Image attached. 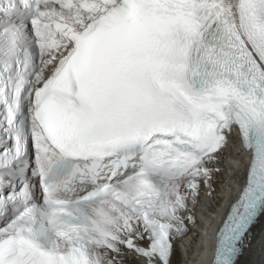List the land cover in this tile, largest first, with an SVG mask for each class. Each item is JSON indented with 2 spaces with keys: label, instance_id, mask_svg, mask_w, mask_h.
Instances as JSON below:
<instances>
[{
  "label": "snow or ice",
  "instance_id": "1",
  "mask_svg": "<svg viewBox=\"0 0 264 264\" xmlns=\"http://www.w3.org/2000/svg\"><path fill=\"white\" fill-rule=\"evenodd\" d=\"M229 145L206 264L264 218V0H0V264H172Z\"/></svg>",
  "mask_w": 264,
  "mask_h": 264
},
{
  "label": "bare ground",
  "instance_id": "2",
  "mask_svg": "<svg viewBox=\"0 0 264 264\" xmlns=\"http://www.w3.org/2000/svg\"><path fill=\"white\" fill-rule=\"evenodd\" d=\"M216 176L218 177L219 175ZM216 183L217 180H214L213 186L215 192L211 197H208L207 202L204 203V208L198 210V214L201 218L199 226L204 229V232H200L198 238L194 239V241H192L190 237L186 238L183 245L184 248H187L185 254L179 253L177 248L174 250L172 257L174 263L182 262V264H186L189 262L190 264H204L206 260L209 259L210 250L207 247L204 248V244L213 241L212 234L208 232V226H211L215 220L214 217L211 216L215 212V209L212 208H218L219 206V202L215 200V196L218 192H222V190H226V194L231 189V185L226 183L222 186V190L220 191L216 187ZM213 202L215 203L213 204ZM205 253H207V256H205ZM261 261H264V218L253 227L251 246L245 250L238 264H261Z\"/></svg>",
  "mask_w": 264,
  "mask_h": 264
},
{
  "label": "rangeland",
  "instance_id": "3",
  "mask_svg": "<svg viewBox=\"0 0 264 264\" xmlns=\"http://www.w3.org/2000/svg\"><path fill=\"white\" fill-rule=\"evenodd\" d=\"M185 258H187V257H185Z\"/></svg>",
  "mask_w": 264,
  "mask_h": 264
}]
</instances>
